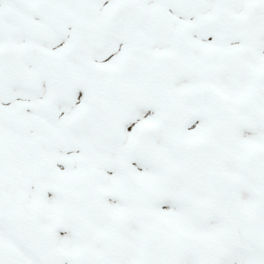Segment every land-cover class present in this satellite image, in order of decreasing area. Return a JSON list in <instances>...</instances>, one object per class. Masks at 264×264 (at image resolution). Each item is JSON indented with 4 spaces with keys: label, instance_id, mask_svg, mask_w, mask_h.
I'll return each mask as SVG.
<instances>
[{
    "label": "snow or ice",
    "instance_id": "snow-or-ice-1",
    "mask_svg": "<svg viewBox=\"0 0 264 264\" xmlns=\"http://www.w3.org/2000/svg\"><path fill=\"white\" fill-rule=\"evenodd\" d=\"M0 264H264V0H0Z\"/></svg>",
    "mask_w": 264,
    "mask_h": 264
}]
</instances>
